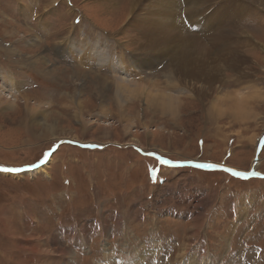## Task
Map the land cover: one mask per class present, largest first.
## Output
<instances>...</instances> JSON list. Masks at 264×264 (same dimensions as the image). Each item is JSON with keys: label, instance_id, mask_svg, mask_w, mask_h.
I'll return each instance as SVG.
<instances>
[{"label": "rangeland", "instance_id": "1", "mask_svg": "<svg viewBox=\"0 0 264 264\" xmlns=\"http://www.w3.org/2000/svg\"><path fill=\"white\" fill-rule=\"evenodd\" d=\"M52 2L0 0V168L22 169L0 171V264H264V125H250V139L218 131L205 114L218 83L196 96L182 83L178 91L190 95L178 121L143 99L118 102L120 73L137 82L155 78L170 70V56L133 51L141 42L127 25L133 13L125 23L124 3L112 17L93 0ZM160 6L138 8L142 29L158 22ZM245 18L241 34L263 45L264 9L252 6ZM95 47L107 63L94 61ZM260 47L245 53L238 73L222 75L264 83ZM28 96L53 108L30 110ZM42 160L52 162L48 176L30 178L24 170ZM224 168H255L261 177Z\"/></svg>", "mask_w": 264, "mask_h": 264}, {"label": "bare ground", "instance_id": "2", "mask_svg": "<svg viewBox=\"0 0 264 264\" xmlns=\"http://www.w3.org/2000/svg\"><path fill=\"white\" fill-rule=\"evenodd\" d=\"M115 1L93 0V4L102 7L105 13L110 12L109 15L112 12L114 13V11H119L118 9L121 3L126 4L124 7H121L122 9H128H126L127 15L125 17H127L125 23L128 22L130 14L133 13L132 20L127 25L129 27L134 24L132 29H130V33L134 34L131 36L136 38L138 42H141L140 45H137L139 43L132 44V42H127V44L136 45L137 50L133 49V51L141 52L140 54L146 55L149 58L157 57L161 60L170 56L167 67L179 78L181 85L183 83L186 88L193 92L194 96H196V91L197 93H209L208 87H210V83L212 86L223 80L224 75L221 72L224 69H231L238 73L240 65L247 63L245 61L247 60L245 53L257 49L258 46H262L260 48L264 50V43L263 45H261V42L260 44L257 43L255 38L252 39L253 35L249 31L241 34L239 27L240 22H243V18L245 20V16L250 13L252 6H259L264 9V0H222L220 3H218L220 0H120L117 6H115ZM160 1L162 2V6H160L162 14L158 22L156 24L151 23L142 29L141 27L144 25V22L138 19L140 15L138 8L141 5L149 6L154 3L160 5ZM52 4H54V0ZM26 11L27 9H24V12ZM29 11L31 13L32 9ZM116 16L117 14H115ZM7 20L3 16L2 21ZM189 26L193 28L196 34H191L186 29ZM125 34L128 35L127 30ZM34 43L35 45L37 44L35 38L31 46H35ZM128 45H125L126 48H130ZM97 58L100 63H107L108 57L103 52V49L98 50L95 47V62ZM48 67H52L50 62H48ZM119 70L117 69L116 72H119ZM120 75L117 77L118 79L113 86L118 102H123L124 99L129 101L143 99L146 100V104L148 105L147 109H155L162 113L174 110L175 101L172 95L157 89L156 95L151 103H149L143 95L144 89L142 82L131 81L128 80V76L126 78ZM197 84H201L200 88H197L198 86L194 88V85ZM184 92L189 91L186 89ZM0 93V97H2L3 91L0 90ZM121 112L124 113L125 111L121 109ZM123 116L126 115L122 114L121 117ZM139 145L144 148L141 144ZM50 163H52L51 160L49 163L27 169L25 172L32 179L41 173L48 176ZM259 164L260 160L257 158L254 161V166L256 167ZM54 243L58 244L59 242L54 241ZM68 249V247L62 248V253H66Z\"/></svg>", "mask_w": 264, "mask_h": 264}, {"label": "clouds", "instance_id": "3", "mask_svg": "<svg viewBox=\"0 0 264 264\" xmlns=\"http://www.w3.org/2000/svg\"><path fill=\"white\" fill-rule=\"evenodd\" d=\"M144 97L151 103L156 90L170 91L175 101L174 110L164 113L171 121H178L183 115V108L187 96L185 92L178 91L183 86L174 72L169 70L157 74L155 78H142ZM25 106L30 110L53 108V102L42 104L38 98L25 97ZM206 117L218 131L231 129L233 134L241 139H250L245 133L250 125H264V83L255 81L244 82L239 74L225 72L223 80L211 91L206 102ZM50 115L55 116V113Z\"/></svg>", "mask_w": 264, "mask_h": 264}, {"label": "snow or ice", "instance_id": "4", "mask_svg": "<svg viewBox=\"0 0 264 264\" xmlns=\"http://www.w3.org/2000/svg\"><path fill=\"white\" fill-rule=\"evenodd\" d=\"M162 164L171 165V160H161ZM46 163V160H42V163ZM34 167H39V165H35ZM196 169H217L219 166L216 164H208V163H196L193 165ZM225 172L231 173L234 177H241L244 179H248L249 177H261V173L259 171H252V172H241V171H234L230 168H224L222 169ZM0 171L4 172H15L19 173L22 171V169L19 168H0ZM157 175V172L155 169L152 170V176L155 177Z\"/></svg>", "mask_w": 264, "mask_h": 264}, {"label": "crops", "instance_id": "5", "mask_svg": "<svg viewBox=\"0 0 264 264\" xmlns=\"http://www.w3.org/2000/svg\"><path fill=\"white\" fill-rule=\"evenodd\" d=\"M108 142H110V141H108ZM74 143H77L76 145H79V146H83V147H85L82 143H78V142H74ZM74 143H73V144H74ZM62 144H63V143H60V142H59V145H58L57 147L59 148L60 145H62ZM106 145H107V144H106ZM108 145H109V144H108ZM108 145H107V146H108ZM49 154H50V153H49ZM52 155H53V154H52ZM48 157H52V156H48ZM161 160H162V159H161ZM163 160H164V159H163ZM37 164H38V163H37ZM36 207L41 211V212H40L41 214H43V215L47 214V210L44 209L42 206H38V205H36ZM19 214H20V213H19ZM20 217H21V214H20ZM20 219H21V218H20ZM113 219H114V218H113ZM114 220H116V219H114ZM41 221H43V219H41ZM41 221H40V222H41ZM34 222L39 224V221H38L36 218L34 219ZM41 223H43V222H41ZM92 223H93V222H91L90 224L93 225ZM95 223H96V222H95ZM114 224H115V223L113 222L112 225H111V228H112L113 230H114V226H115ZM99 231H100V229H99ZM73 235H74V234H73ZM113 236H115V232H114ZM112 239H113V238H112ZM154 259H156V258H154ZM100 262H106V261H97V263H100Z\"/></svg>", "mask_w": 264, "mask_h": 264}, {"label": "water", "instance_id": "6", "mask_svg": "<svg viewBox=\"0 0 264 264\" xmlns=\"http://www.w3.org/2000/svg\"><path fill=\"white\" fill-rule=\"evenodd\" d=\"M235 171V170H234Z\"/></svg>", "mask_w": 264, "mask_h": 264}]
</instances>
